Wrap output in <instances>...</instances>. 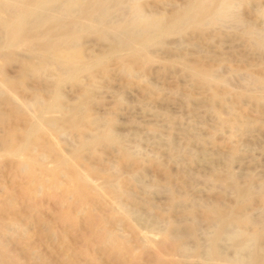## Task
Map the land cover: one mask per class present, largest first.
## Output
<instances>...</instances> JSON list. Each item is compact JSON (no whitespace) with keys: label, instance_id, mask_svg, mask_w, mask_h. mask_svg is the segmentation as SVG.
<instances>
[{"label":"rangeland","instance_id":"rangeland-1","mask_svg":"<svg viewBox=\"0 0 264 264\" xmlns=\"http://www.w3.org/2000/svg\"><path fill=\"white\" fill-rule=\"evenodd\" d=\"M127 1L170 24L194 0ZM237 6L231 20L180 21L144 46L113 21L51 14L74 25L80 68L40 73L26 91L9 71L22 94L0 96V137L33 148L16 160L0 151V264H264V0ZM36 96L60 111L50 116L61 133L30 131L23 106ZM108 131L114 142L94 141Z\"/></svg>","mask_w":264,"mask_h":264},{"label":"bare ground","instance_id":"bare-ground-1","mask_svg":"<svg viewBox=\"0 0 264 264\" xmlns=\"http://www.w3.org/2000/svg\"><path fill=\"white\" fill-rule=\"evenodd\" d=\"M240 1L244 2V0H194L193 2H191L190 8L187 10L186 13L175 16V18L173 20L174 22L169 24L162 17H158L156 15L155 16L154 15H152V16L143 15L144 12L142 14L139 11L140 9L135 4L128 5L127 0H0V96L6 95V96H8V98L10 97L16 101L18 98L17 97L18 93L20 92L19 86L24 85L25 91H26V88L31 89V87L28 86V85H31L30 82H29V84H27L26 80H29V79L37 76L40 73L41 74L43 73V75H44V73H46L44 78L48 79L50 76L53 75V74H50V72H49L51 70L56 71L57 77H61V76L66 75V74H74L79 70L80 67H78L77 65L80 63V60H81L80 53L77 50H71V49L75 48L76 42H77V40H76L77 37H76V34L73 30L74 25L72 23H68V22L63 21V19H61V18L60 19L56 18V17L52 16L51 14H53V15L54 14H60V15H63L64 18H67L66 16H68V17L79 18V19L82 18L85 20H88V19L94 20L95 19L96 21L98 20L99 22H106L105 24H107V22H109V24H110V21H113L114 23L113 22L112 23L115 25L114 31H116V29H117L118 34H120V35L122 34L128 38H134L135 40L140 38V39H142V44H140V45L144 46L149 41L154 40V39L160 37L161 35L168 34L172 30H176L178 27L177 25L180 23V21L191 22L193 24V26H195V27H200V26L202 27V26L206 25V23L212 24V23H216V22H223V21L231 20L233 18V15L236 14L235 6H237V4H239ZM131 3H132V1H131ZM121 7L128 8V17L125 20L123 18L124 15L122 16V18L119 16H116L117 18L116 17L112 18V14L114 12L115 13L118 12L121 9ZM237 8H238V6H237ZM182 12H184V11H182ZM234 12H235V14H234ZM235 20H237V18ZM118 34H117V36H118ZM105 36H107V35H105ZM112 38L113 37H111V39ZM113 40H115V38H113ZM113 40H112V43H113ZM145 40H146V42H145ZM37 41H41V42H37ZM127 41H128V39H127ZM115 43L121 44V41L116 40ZM68 49H69V52L71 50V53L68 52ZM41 53H43L45 56H43L40 59V65H38V63H36L37 65H35L34 61H36V60H34V59H36L37 56H39ZM50 59L52 60L51 63L49 62ZM52 66L54 69H52ZM49 67H51V69ZM11 68H13L14 70ZM48 68L50 70H48ZM11 70L13 72H15V74L18 73V77L20 78L19 80L21 83L20 85L16 81L14 82V80H12L13 78H9L8 75L10 73L9 71H11ZM47 76H49V77H47ZM45 79L43 81H45ZM33 87H35V86H33ZM48 87H49L48 83H45L42 90H44L45 93H50V89ZM20 89H22V88H20ZM37 90H39V89H36V92H37ZM36 94H38V93H36ZM38 95H40V94H38ZM52 95H54V94L52 93ZM37 96L33 98L32 103H29V105H24V106L22 105L24 107V109L27 108L26 111L28 110L27 112L32 117L36 118V120L33 123H32V121H30V123H29L30 124V128H29L30 131H37V133H39L38 130H41L39 128L44 127L49 132H53V133L60 132V129L56 126L54 119H52V117L50 116L51 113L60 112V111H53L54 108L51 107L49 105V103L47 104L46 102H43L42 101L43 98L39 99ZM52 97H50V98H52ZM48 100H47V102H48ZM13 102L14 101H12V103ZM17 105H19V104H17ZM30 106L33 108H36L37 111H31L32 108L29 111ZM1 107H4V106H1ZM15 109H17V108H15ZM26 111L23 112L21 110L20 112H22L23 114L24 113L26 114L27 113ZM1 112H4V111H1ZM5 112H7L6 109H5ZM13 112H14V110H13ZM15 112H17V110ZM78 113H80V106L77 107V109H73V110L69 111V114L71 115V119L73 120L74 123L77 120L76 115ZM23 114H22V116H23ZM10 115H13V113H11ZM2 118H6V117L2 116ZM8 118L10 119V117H8ZM14 118L16 120V117H14ZM17 118L18 119L20 118V120H21L23 117L21 118V116H19V117L17 116ZM25 120L28 121V119H25ZM14 122H12V123H14ZM18 122H19V124L21 123L22 125L25 124V123H23V121L20 122L18 120ZM21 124L19 125L21 127H17L19 129V132L22 131L20 128L26 127L25 125L22 126ZM1 125H3V124H1ZM0 129H1V126H0ZM7 129L9 130V128H7ZM18 129H16V131H18ZM1 131H4V130H1ZM12 132L13 131H11V134H10V132H7V133L3 132L2 133L3 136L0 137V151L5 149L9 153V155L14 156L15 160H16V157H21L26 151L29 152V150H31V148H33V147H31L32 144L30 145L28 143L27 145H24V144H20L21 142L19 143V142L13 141L11 137L10 138L4 137L5 136L4 134L15 135V132H14V134H12ZM108 132H104L102 135L97 137L94 141H98V140L103 139V140H108V141L114 142L113 136H111L110 132L109 133ZM20 134H21V132H20ZM28 137H26V140ZM20 138H21V136H20ZM29 138H28V141H29ZM30 139H32V138H30ZM41 144H42V142H41ZM45 145H48V144H45ZM45 145H44V147H45ZM43 150H45V149L43 148ZM77 152H78V150L72 154L76 155ZM33 154H31V155L33 156ZM31 155L29 157H32ZM2 156L4 157V154ZM10 156H8V157H10ZM62 157H64V156H62ZM33 158H36V157H33ZM65 158H67V157H65ZM59 160H60L59 164L61 165V166H59V164L57 163V166H59L57 169L59 171L57 170V173L56 174L52 173V175H54V174L60 175V173H61L62 176L63 175L65 176V175H67V173L65 174V171L63 168L66 167V166H64L66 164V161L62 158H60ZM8 161H9V159H8ZM34 161L35 160H33V162ZM35 162H37V161H35ZM4 163H2V164H4ZM10 163H12V162H10ZM18 163L17 164L20 167L23 164V166L26 167L27 170L29 171V172L28 171L27 172L30 173V165H27V159H24L23 163H20V162H18ZM55 163H54V165H55ZM72 163H74V162H72ZM13 164L15 166L17 165V164H15V162ZM62 165H63V167H62ZM67 166H69V165H67ZM76 166L77 165L75 164V167ZM70 167H72V166L70 165ZM12 168H14V166ZM79 168H80V165H79ZM15 169H16V167L14 168V171H15ZM78 170H80V169H78ZM32 172H35V171H32ZM53 172H54V170H53ZM21 173H23V171H21ZM68 174H69V172H68ZM71 174H72V172H71ZM71 174H70L71 179H73L74 182H77V180L79 178H81V172H80V175H78L77 173L74 174V172H73V175H71ZM28 178H30V175ZM55 178H58V177H55ZM85 178H86V176H85ZM53 180H55V179L53 178ZM109 181H111V180H108V182ZM106 182H107V180H106ZM84 183L85 182H82L83 185H85ZM78 185L79 186L81 185V181L78 183ZM83 185H82V187H84ZM86 185H88V184H86ZM93 185H95V183ZM93 185H91V186H93ZM111 185H113V184L109 185L110 186V188L108 187L109 189H111V187H112ZM108 188L106 186V189H108ZM112 189H113V187H112ZM93 192H94V190H93ZM118 193H121V195L118 194V195H120V197L122 195H125V194H122V191L118 192ZM123 193H125V192H123ZM131 195L133 196V194H131ZM115 197H117V196H115ZM118 198L119 197H117L116 199L118 200ZM127 198H130V197H127ZM127 200H126V203H127ZM121 202H119V203H121ZM114 204H115V200H114ZM114 206L116 207V205H114ZM117 206L119 207V205H117ZM120 206L123 207L122 204H120ZM128 210H130V209H128ZM112 211H114V210H112ZM118 213H119V211H118ZM135 213H136V211H135ZM135 213L133 210L134 216L132 215L133 216L132 218L135 217ZM127 218H129V216ZM130 218H129V220H130ZM141 220H142V218L140 219V221ZM136 222H137V219H136ZM136 222H135V224H137ZM141 223H142V221H141ZM137 225H139V224H137ZM151 225H153V224H151ZM141 229H143V228H141ZM137 230H138V228H137ZM223 232L224 231L221 228H218V230L215 233L214 240L219 238V236H221L223 234ZM224 234H225V232H224ZM112 238L114 239L115 237H112ZM127 240H126V242H128ZM119 242H121V241H119ZM123 243H121L122 246H123ZM211 243L212 244L214 243L213 240ZM148 244H149V242H148ZM181 246H182V244H181ZM212 247H213V245H212ZM179 248H182V247L179 246ZM156 250L158 251V249H156ZM212 252H213V249H212ZM236 252H238V251H236ZM205 254H206V252H205ZM181 258H183V257H181ZM172 260H174V259L172 258Z\"/></svg>","mask_w":264,"mask_h":264}]
</instances>
